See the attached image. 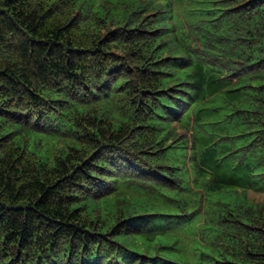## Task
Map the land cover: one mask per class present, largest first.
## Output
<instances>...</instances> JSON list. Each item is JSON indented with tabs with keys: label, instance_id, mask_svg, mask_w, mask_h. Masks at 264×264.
Here are the masks:
<instances>
[{
	"label": "trees",
	"instance_id": "1",
	"mask_svg": "<svg viewBox=\"0 0 264 264\" xmlns=\"http://www.w3.org/2000/svg\"><path fill=\"white\" fill-rule=\"evenodd\" d=\"M264 0H0V264H264Z\"/></svg>",
	"mask_w": 264,
	"mask_h": 264
},
{
	"label": "rangeland",
	"instance_id": "2",
	"mask_svg": "<svg viewBox=\"0 0 264 264\" xmlns=\"http://www.w3.org/2000/svg\"><path fill=\"white\" fill-rule=\"evenodd\" d=\"M251 196H252L256 201H264V194L251 193Z\"/></svg>",
	"mask_w": 264,
	"mask_h": 264
}]
</instances>
